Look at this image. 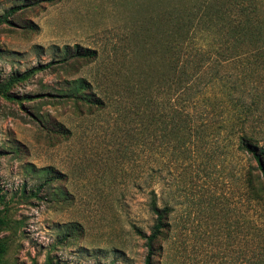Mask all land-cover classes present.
<instances>
[{
    "label": "rangeland",
    "instance_id": "obj_1",
    "mask_svg": "<svg viewBox=\"0 0 264 264\" xmlns=\"http://www.w3.org/2000/svg\"><path fill=\"white\" fill-rule=\"evenodd\" d=\"M37 1L0 0V16L16 11L0 23V80L54 61L11 89L36 98L19 104L0 96V187L14 226L0 234L9 241L6 264H42L48 254L62 264H143V234L154 222L152 188L172 207L168 239L163 230L155 241V264H250L247 219L253 214L261 221L264 209L247 205L244 157L196 153L154 164L162 156L139 119L125 127L110 102L100 109L54 95L76 78L103 99L118 93L120 78L136 85L138 64H145V51L137 49L140 19L153 0H56L19 8ZM76 44L97 50L98 58L68 57L64 47ZM122 49L127 75L120 72ZM157 166L164 167L161 180L152 182ZM43 169L51 181L34 196Z\"/></svg>",
    "mask_w": 264,
    "mask_h": 264
},
{
    "label": "trees",
    "instance_id": "obj_2",
    "mask_svg": "<svg viewBox=\"0 0 264 264\" xmlns=\"http://www.w3.org/2000/svg\"><path fill=\"white\" fill-rule=\"evenodd\" d=\"M42 1L56 0L25 2L19 8ZM152 6L140 19L142 47L137 49L140 54L145 51V64H138L141 76L136 85L120 78L114 85L118 93L103 99L90 93L86 79L76 78L64 92L54 95L100 109L110 102L125 127L139 119L152 149L162 156L155 155L154 164H162L164 156L177 163L196 153L209 159L222 154L244 157L242 183L247 205L253 211L264 209V0H153ZM15 12L11 9L1 15L0 23L10 22L8 16ZM64 48L70 52L68 57L77 60L93 61L99 55L78 44ZM122 50L120 72L127 75L130 64ZM53 64L0 80V96L19 104L36 98L18 96L11 89ZM34 117L42 123L38 114ZM157 167L159 173L151 174L152 182L161 180L164 167ZM37 174L42 182L31 190L34 196L51 181L49 170ZM163 193L155 188L149 191L148 209L154 222L150 234H143L147 247L143 264H155V241L163 230L164 242L168 239L172 207L164 202ZM8 208L0 187V234L14 227ZM247 229L249 262L264 264V219L251 214ZM8 249L7 236H0V264H6ZM42 264L62 263L48 254Z\"/></svg>",
    "mask_w": 264,
    "mask_h": 264
}]
</instances>
